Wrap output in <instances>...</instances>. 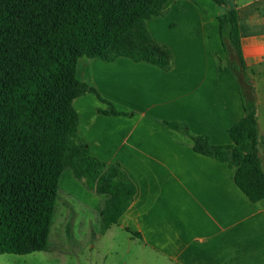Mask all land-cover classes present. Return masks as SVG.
I'll return each mask as SVG.
<instances>
[{"label":"crops","instance_id":"0c3cea01","mask_svg":"<svg viewBox=\"0 0 264 264\" xmlns=\"http://www.w3.org/2000/svg\"><path fill=\"white\" fill-rule=\"evenodd\" d=\"M233 9L255 83L264 167V18L252 7L240 8L236 0H169L166 14L148 22L153 38L173 52L169 72L126 58L79 62L78 78L130 115L101 114L108 106L94 94L74 103L80 136L93 154L119 164L136 186L126 214L104 235L118 227L135 237L136 255L146 264H264V200L250 202L228 165L196 153L189 137L165 124L187 125L215 146L232 144L228 131L244 109L226 64L219 15ZM74 179L73 194L100 214L107 196Z\"/></svg>","mask_w":264,"mask_h":264},{"label":"trees","instance_id":"16d2710c","mask_svg":"<svg viewBox=\"0 0 264 264\" xmlns=\"http://www.w3.org/2000/svg\"><path fill=\"white\" fill-rule=\"evenodd\" d=\"M169 0H0V255L49 249L63 174L71 170L90 192L106 195L102 233L126 214L136 186L119 164L97 158L80 136L75 101L96 95L103 115H125L78 78L81 59L120 58L169 72L172 50L148 27ZM227 65L235 76L244 117L215 146L188 126L165 122L193 142V150L228 165L252 203L264 200L255 83L243 56L236 9L219 16ZM218 71H221L219 66ZM141 238L140 234H133Z\"/></svg>","mask_w":264,"mask_h":264},{"label":"rangeland","instance_id":"374dc122","mask_svg":"<svg viewBox=\"0 0 264 264\" xmlns=\"http://www.w3.org/2000/svg\"><path fill=\"white\" fill-rule=\"evenodd\" d=\"M236 3L240 8L252 7L264 18V0H236ZM63 176L49 249L28 255H0V264H146L141 254L136 255L140 244L135 237L118 227L111 234L102 233L101 215L73 194L71 170Z\"/></svg>","mask_w":264,"mask_h":264}]
</instances>
